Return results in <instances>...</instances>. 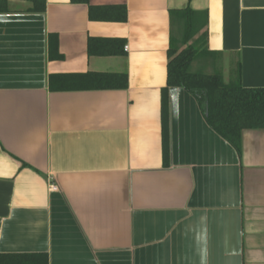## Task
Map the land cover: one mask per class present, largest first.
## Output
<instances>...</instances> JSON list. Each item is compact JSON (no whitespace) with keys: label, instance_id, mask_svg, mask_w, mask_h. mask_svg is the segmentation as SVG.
Listing matches in <instances>:
<instances>
[{"label":"crops","instance_id":"crops-1","mask_svg":"<svg viewBox=\"0 0 264 264\" xmlns=\"http://www.w3.org/2000/svg\"><path fill=\"white\" fill-rule=\"evenodd\" d=\"M42 4L7 0L0 12V253L264 264V129L243 130L239 153L190 92L171 87L165 164L161 117L170 37L182 30L171 10L208 12L207 47L219 56L195 60L196 70L225 83L239 71L243 86L264 87V0ZM121 5L125 21L98 17ZM91 38L122 39L123 52L91 54ZM89 72L126 73L128 87L50 89L51 75Z\"/></svg>","mask_w":264,"mask_h":264},{"label":"trees","instance_id":"trees-1","mask_svg":"<svg viewBox=\"0 0 264 264\" xmlns=\"http://www.w3.org/2000/svg\"><path fill=\"white\" fill-rule=\"evenodd\" d=\"M35 1L43 3L40 10L44 11V0ZM72 1L86 2L87 0ZM98 9L104 10L101 15H98L100 19L125 21L127 18L124 5L103 6ZM7 10V0H0V12ZM171 23L172 26L182 23V33L180 38L171 34L167 84L162 89L164 163L169 164L171 158L169 112L171 87H183L190 92L196 98L208 125L240 153L243 130L264 129V87L243 86L239 71L235 80L225 83L219 72L205 73L192 70L195 60L204 57L216 60L219 56L218 52L211 51L207 47V33L204 30L208 23L206 10L194 11L190 7L171 10ZM123 47L122 39L91 38L89 40L91 54L116 55L123 52ZM54 49L51 46L52 56L56 55ZM57 56H60L59 53ZM49 83L53 91H66L125 89L129 81L126 73L89 72L51 75ZM0 264H49V259L46 253H0Z\"/></svg>","mask_w":264,"mask_h":264},{"label":"built area","instance_id":"built-area-1","mask_svg":"<svg viewBox=\"0 0 264 264\" xmlns=\"http://www.w3.org/2000/svg\"><path fill=\"white\" fill-rule=\"evenodd\" d=\"M49 188H50V190H52V191L59 190V186H58L57 184H55V183H51V184L49 185Z\"/></svg>","mask_w":264,"mask_h":264},{"label":"rangeland","instance_id":"rangeland-1","mask_svg":"<svg viewBox=\"0 0 264 264\" xmlns=\"http://www.w3.org/2000/svg\"><path fill=\"white\" fill-rule=\"evenodd\" d=\"M176 33H177V32H176ZM179 33H180V34H179ZM181 33H182V30H181V28H180V30H178L177 38H180V37H181ZM194 63H195V62H194ZM194 63H193V65H192V70H193V71H196L197 68H195ZM199 69H201V68H199Z\"/></svg>","mask_w":264,"mask_h":264}]
</instances>
